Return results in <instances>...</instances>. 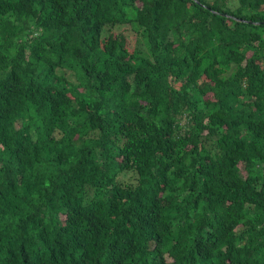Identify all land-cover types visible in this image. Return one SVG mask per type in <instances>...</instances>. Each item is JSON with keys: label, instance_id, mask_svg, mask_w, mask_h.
Masks as SVG:
<instances>
[{"label": "trees", "instance_id": "1", "mask_svg": "<svg viewBox=\"0 0 264 264\" xmlns=\"http://www.w3.org/2000/svg\"><path fill=\"white\" fill-rule=\"evenodd\" d=\"M0 264H264V0H0Z\"/></svg>", "mask_w": 264, "mask_h": 264}, {"label": "rangeland", "instance_id": "2", "mask_svg": "<svg viewBox=\"0 0 264 264\" xmlns=\"http://www.w3.org/2000/svg\"><path fill=\"white\" fill-rule=\"evenodd\" d=\"M129 35H130V34H129ZM130 36H131V35H130ZM129 39H131V42H133V39H134V38H133V36H131V38H129Z\"/></svg>", "mask_w": 264, "mask_h": 264}]
</instances>
